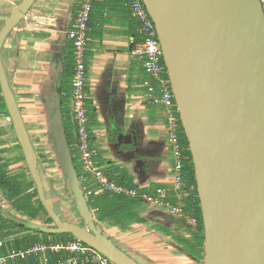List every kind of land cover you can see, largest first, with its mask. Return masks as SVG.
Here are the masks:
<instances>
[{
    "label": "water",
    "instance_id": "water-1",
    "mask_svg": "<svg viewBox=\"0 0 264 264\" xmlns=\"http://www.w3.org/2000/svg\"><path fill=\"white\" fill-rule=\"evenodd\" d=\"M37 0H21L0 30V89L38 198L53 225L0 214L27 229L70 234L113 264H140L98 227L81 187L60 90L50 108V149L79 223L51 204L40 157L11 88L3 48ZM153 20L192 156L205 264H264V10L260 0H142ZM58 83V88L60 87Z\"/></svg>",
    "mask_w": 264,
    "mask_h": 264
},
{
    "label": "crops",
    "instance_id": "crops-1",
    "mask_svg": "<svg viewBox=\"0 0 264 264\" xmlns=\"http://www.w3.org/2000/svg\"><path fill=\"white\" fill-rule=\"evenodd\" d=\"M20 2L0 0V30L12 8ZM82 2L37 0L4 44L3 64L32 141L33 132L40 122L43 123L46 114H50L57 90H60L63 113L69 118L76 141L71 107L75 62L69 31L75 25ZM140 41L138 26L124 0H97L94 3L86 53V93L88 108L92 111L88 113L91 145L98 166L112 179H122L128 184L126 186L150 193L167 189L172 200L179 204L172 191L174 160L167 144L168 117L163 108L148 104L146 100L143 86L146 75L135 45ZM59 82L61 86L58 88ZM3 135L0 126V159L6 160L9 170L28 183L22 150L19 151L15 144L11 145L15 147V153L5 150L11 146L4 143L6 138ZM51 144L49 139L48 147ZM76 156L81 170L78 152ZM52 160L62 177L54 155ZM114 170L116 173L111 176ZM63 178L64 189L69 195L66 178ZM93 189L95 194L89 202L98 227L140 264H205L204 249L189 254L191 245H194L192 229L181 219L140 201L122 214H101L100 207L95 205L96 200L102 196H115L98 192L95 185ZM28 190L31 189L28 187ZM1 199L4 203L0 201V204L11 213L42 224L38 222L40 212L34 214L27 206L23 209ZM15 232L17 230L9 226L4 233H9L13 239L5 240L4 234L2 238L8 248L26 250L10 246L13 241L30 236L23 232L16 235ZM182 239L189 243L181 244L179 240ZM63 258L65 256H55L46 262L43 257H28L15 264H58Z\"/></svg>",
    "mask_w": 264,
    "mask_h": 264
},
{
    "label": "built area",
    "instance_id": "built-area-1",
    "mask_svg": "<svg viewBox=\"0 0 264 264\" xmlns=\"http://www.w3.org/2000/svg\"><path fill=\"white\" fill-rule=\"evenodd\" d=\"M97 0H83L79 16L73 28L69 31V39L74 48V76L71 89L72 117L75 126L76 150L82 163L79 181L87 200L95 194L93 185L100 193H107L115 197L138 200L153 209L168 213L176 219H181L186 226L196 230L199 226L197 218L187 213L182 201L195 198L197 187L189 179L190 172L186 164L190 158L184 152L181 142V126L175 96L171 87L168 70L166 68L162 46L153 20L151 19L142 0H124L130 11L132 20L138 26L142 38L137 46V53L142 61L146 78L143 86L146 89L148 104L163 108L168 117L167 144L174 160L172 174V191L180 201L175 204L167 189H157L150 193L145 190L121 185L112 179L105 170L98 166L95 152L91 145L89 132V116L87 112V57L88 33L94 3ZM264 10V0H260ZM47 153L52 159L50 147ZM74 158V156H73ZM90 203V202H89ZM7 243L0 237V264H15L18 260L28 257H43L50 262L55 256H65L58 264H113L107 257L87 246L80 240H70L56 244H41L26 250H8Z\"/></svg>",
    "mask_w": 264,
    "mask_h": 264
},
{
    "label": "trees",
    "instance_id": "trees-1",
    "mask_svg": "<svg viewBox=\"0 0 264 264\" xmlns=\"http://www.w3.org/2000/svg\"><path fill=\"white\" fill-rule=\"evenodd\" d=\"M74 67H75V63H74ZM73 75H74V71H73ZM65 98L66 97H63L64 101H66ZM86 102H87V112L88 113L92 112L88 108V97L86 99ZM0 103H2L0 105V108H3L7 111L5 103H4V99L2 97L1 89H0ZM63 117H64L65 128L67 130V136H68L69 144L71 147L72 155L74 156V164L77 168V171L80 173V163H79L78 158L76 156V152H77L76 141H75V138L73 136L72 126L70 124L69 118L64 113H63ZM178 117H179V123L181 126V133H180L181 142H182V145L184 147L185 154H187L190 158V161L186 164L185 167H186V170L190 172L189 179L191 180V182L193 184L196 185L192 156H191V153L189 151V145H188L187 138L184 134V130H183L181 122H180V116L178 115ZM27 173H28L30 179H32L28 170H27ZM115 173H116V170H114L113 173H111V176H114ZM21 180L23 181V179H21L19 175H16L9 170V165L7 163L3 162V160L0 159V194L3 195V199L10 201L11 203H13V205L18 204L17 206H19V207L21 206L22 208L23 207L25 208L27 206V208L30 211H32L31 209L34 208V206L31 205L30 204L31 202L28 200V197H30L29 192H28L29 191L28 187L30 188V184L34 185V182L32 180V183L23 184V187H22V185H21L22 181ZM115 180L117 181V183H119L121 185H128L122 179H115ZM34 189H35V194L37 196L36 204L39 205L38 211H36L34 214H37L40 209H43L44 212L46 213L44 207L42 206V204L38 198V193H37L36 187ZM26 193L28 194V196L26 195ZM195 195H196L195 198H190L187 201H185V203L183 204L185 211L187 213L191 214L192 216H194L195 218H197V220L199 222L198 228L196 230H191L192 231L191 234H192L193 240H194V245H191V249L189 250V254L199 253L201 250L203 251L204 245H205L204 225H203V218H202V212H201V204H200V200H199L197 191H196ZM96 201H97V203L95 205H98L100 207L99 212L101 214H103L105 212L109 216H111L114 212L122 214V213L126 212L127 210H130L136 203H138V200H130V199H127L124 197H110V196L99 197ZM173 202L175 204H177L176 200ZM46 215H48V214L46 213ZM131 217L132 216L130 215L129 218H131ZM0 223H3V224H0V235L2 238L3 237L2 234H4L5 240L7 239L9 241V240L13 239V238H11L12 236L9 233H7V234L4 233L5 229L9 228V226L11 229L17 230V232H15L16 235L17 234L19 235L22 232L25 233V235H30L27 238H24L22 241H13V243H10V246H13L17 249H28V248L32 247L33 245H39L42 243H44V244H56L59 242H66V241L74 240V238L70 234L50 235V234L39 233V232L30 230V229H27L24 226H21L19 224H16V223L10 221L9 219L2 216V214H0ZM179 242L181 244H188L189 243L187 240H184V239L179 240ZM11 249L12 248H10V247L8 248V245H7V248L5 249V251L11 250Z\"/></svg>",
    "mask_w": 264,
    "mask_h": 264
},
{
    "label": "rangeland",
    "instance_id": "rangeland-1",
    "mask_svg": "<svg viewBox=\"0 0 264 264\" xmlns=\"http://www.w3.org/2000/svg\"><path fill=\"white\" fill-rule=\"evenodd\" d=\"M49 114H46L43 123L38 125L37 130L33 132V141L35 147H37V152L39 156L41 157V167H42V173L46 179V187H47V195L48 198L53 205L54 209L59 213L65 220L79 223L80 219L77 215V211L75 209L74 203L70 195H68L64 189V178L63 174L62 177L59 175V172L57 171V165L55 162L50 158V155L47 153L48 148V142L50 139L49 136V129H50V120H49ZM0 126L3 129V136H5L6 140L4 143H7L8 146H11L12 144H15L16 148L19 150L21 149L19 143L17 144L18 140L14 133L12 122L9 118L8 112L0 110ZM52 145V144H51ZM15 147L11 146L9 148H6L5 150H8L11 154L15 153ZM20 151V150H19ZM9 154V155H11ZM6 160H3V162ZM29 176V175H28ZM30 181H28V184L32 183V179L28 177ZM22 181V180H21ZM23 182V183H22ZM21 185L23 187V184H26V181H22ZM35 185L30 184V192L28 197V200L31 202L30 204L34 206L32 208L31 212L35 213L38 211L39 205L36 204L37 202V196L35 194ZM28 196V194L26 193ZM24 196V195H23ZM26 196V197H27ZM2 195L0 194V201L3 200ZM28 202V201H27ZM4 203V201L2 202ZM4 205V204H3ZM6 205V204H5ZM7 207V206H6ZM30 211V210H29ZM40 216L38 218V222L46 225H53V221L46 215L43 209H40Z\"/></svg>",
    "mask_w": 264,
    "mask_h": 264
}]
</instances>
